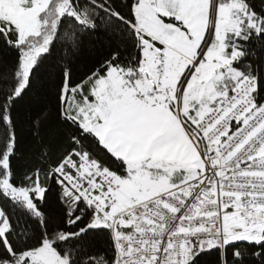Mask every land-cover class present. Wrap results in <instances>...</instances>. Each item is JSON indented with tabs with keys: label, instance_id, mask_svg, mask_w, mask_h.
<instances>
[{
	"label": "snow or ice",
	"instance_id": "6c2138e0",
	"mask_svg": "<svg viewBox=\"0 0 264 264\" xmlns=\"http://www.w3.org/2000/svg\"><path fill=\"white\" fill-rule=\"evenodd\" d=\"M0 53V264H264V0H0Z\"/></svg>",
	"mask_w": 264,
	"mask_h": 264
},
{
	"label": "trees",
	"instance_id": "16d2710c",
	"mask_svg": "<svg viewBox=\"0 0 264 264\" xmlns=\"http://www.w3.org/2000/svg\"><path fill=\"white\" fill-rule=\"evenodd\" d=\"M0 57H3L5 60L9 59V57L8 56H5L3 53H0ZM12 58L14 59V57H12ZM88 61H89V57L86 54L84 60L79 65L77 71L78 72L79 71H83L86 68L87 64H88ZM46 92H47V89H42L41 90V93L39 95H37V93H35V92L32 95L35 96L36 99H41L42 96L46 94ZM22 138L25 139V145H24V147L27 148L28 147V144L30 143V133L28 131V126L27 125H25L23 127V130H22Z\"/></svg>",
	"mask_w": 264,
	"mask_h": 264
}]
</instances>
